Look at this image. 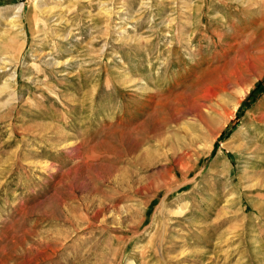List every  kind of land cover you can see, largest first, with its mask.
I'll use <instances>...</instances> for the list:
<instances>
[{
  "label": "rangeland",
  "instance_id": "rangeland-1",
  "mask_svg": "<svg viewBox=\"0 0 264 264\" xmlns=\"http://www.w3.org/2000/svg\"><path fill=\"white\" fill-rule=\"evenodd\" d=\"M261 115L264 0H0V264H264Z\"/></svg>",
  "mask_w": 264,
  "mask_h": 264
},
{
  "label": "bare ground",
  "instance_id": "bare-ground-1",
  "mask_svg": "<svg viewBox=\"0 0 264 264\" xmlns=\"http://www.w3.org/2000/svg\"><path fill=\"white\" fill-rule=\"evenodd\" d=\"M247 2V1H246ZM60 19V18H59ZM17 25V24H16ZM18 25H20V24H18ZM13 27V26H12ZM14 27H15V25H14ZM224 37V36H223ZM5 83V82H4ZM7 86H4L3 88H1V91H6L7 90ZM10 89V88H9ZM12 90V89H11ZM8 91V90H7ZM15 92V91H14ZM14 92H12V93H14ZM10 94H11V92H9ZM4 94V93H3ZM2 95V94H1ZM11 97H16V94L14 93V95H12L11 94V96H9L8 98H7V101H8V99L9 98H11ZM9 102H11V100H9ZM9 102H8V104H9ZM7 104V103H6ZM7 104V105H8ZM6 105V106H7ZM11 110V109H10ZM260 118L262 119V120H264V115H261L260 116ZM202 125H207V122H205V121H203L202 122ZM204 128V127H203ZM201 130H199V132L197 133V134H195V136L191 139V141H190V143H189V145L186 147V148H188V149H192L193 148V146H195L198 142H199V139L202 137V132H200ZM186 155V154H185ZM183 206V205H182ZM176 212V211H175ZM130 264H134V262H131Z\"/></svg>",
  "mask_w": 264,
  "mask_h": 264
}]
</instances>
